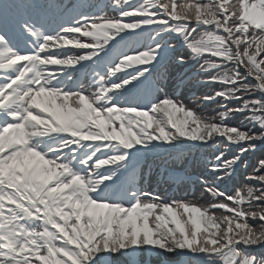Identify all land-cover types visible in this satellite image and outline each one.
Returning <instances> with one entry per match:
<instances>
[{"label": "snow or ice", "instance_id": "6c2138e0", "mask_svg": "<svg viewBox=\"0 0 264 264\" xmlns=\"http://www.w3.org/2000/svg\"><path fill=\"white\" fill-rule=\"evenodd\" d=\"M260 148L264 0H0V264H264Z\"/></svg>", "mask_w": 264, "mask_h": 264}, {"label": "rangeland", "instance_id": "374dc122", "mask_svg": "<svg viewBox=\"0 0 264 264\" xmlns=\"http://www.w3.org/2000/svg\"><path fill=\"white\" fill-rule=\"evenodd\" d=\"M105 2H106V0H104ZM99 4H105L104 2H99ZM106 4H108V3H106ZM109 5V4H108ZM107 10V9H106ZM88 39H90V38H85V40H88ZM69 48H71V50H72V47H69ZM68 49V48H67ZM72 52L73 53H77L78 52V50H72ZM133 131H135V129L133 130ZM153 187H156V186H153ZM200 197H201V195H200ZM200 197H198V198H196V199H200ZM206 200H208V198L207 197H205V199L204 200H202L201 202H203V201H206Z\"/></svg>", "mask_w": 264, "mask_h": 264}, {"label": "bare ground", "instance_id": "6f19581e", "mask_svg": "<svg viewBox=\"0 0 264 264\" xmlns=\"http://www.w3.org/2000/svg\"><path fill=\"white\" fill-rule=\"evenodd\" d=\"M71 45H69V46H65V48H69ZM138 46V45H137Z\"/></svg>", "mask_w": 264, "mask_h": 264}]
</instances>
